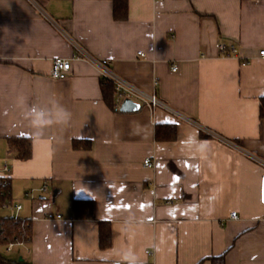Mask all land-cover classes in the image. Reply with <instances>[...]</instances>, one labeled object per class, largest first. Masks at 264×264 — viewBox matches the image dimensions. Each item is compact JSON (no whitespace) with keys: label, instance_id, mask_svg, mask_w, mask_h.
<instances>
[{"label":"crops","instance_id":"obj_1","mask_svg":"<svg viewBox=\"0 0 264 264\" xmlns=\"http://www.w3.org/2000/svg\"><path fill=\"white\" fill-rule=\"evenodd\" d=\"M112 3L0 0V174L6 165L11 204L21 206L0 217L31 221L30 241L1 248L3 257L209 264L224 253L225 264H264V0H127L123 20ZM221 43L237 55L221 56ZM74 44L162 104L109 107L98 67L74 58ZM57 57L71 62L63 79L49 75ZM21 100L46 113L55 101L70 120L32 129ZM167 123L176 138L155 140ZM24 137L31 156L21 160L8 140ZM75 199L92 201L91 217H72ZM100 221L111 229L106 248Z\"/></svg>","mask_w":264,"mask_h":264},{"label":"trees","instance_id":"obj_2","mask_svg":"<svg viewBox=\"0 0 264 264\" xmlns=\"http://www.w3.org/2000/svg\"><path fill=\"white\" fill-rule=\"evenodd\" d=\"M112 15L116 20H123L127 17V0H113ZM102 97L105 103L114 107V86L111 81L100 80ZM259 117H264V97L259 99ZM203 136V135H202ZM154 138L158 141H171L176 138V125L172 123L156 124ZM74 148L89 146L88 142L73 141ZM8 145L15 151L17 158L26 160L31 156V140L27 137L13 138L8 140ZM0 201L11 202L9 178L6 185L1 184L0 179ZM93 204L90 199H75L71 203L73 218H89L92 216ZM98 245L106 248L111 243V229L108 222H98ZM31 239V221L16 216L0 217V250L1 248L17 243H26ZM209 264H225V254L205 258ZM1 264H28L24 260L9 261L3 257L0 251Z\"/></svg>","mask_w":264,"mask_h":264},{"label":"built area","instance_id":"obj_3","mask_svg":"<svg viewBox=\"0 0 264 264\" xmlns=\"http://www.w3.org/2000/svg\"><path fill=\"white\" fill-rule=\"evenodd\" d=\"M74 50L75 53L73 55L76 59H82L85 61H89L96 65L99 69L100 75L102 76V79L111 81L114 86V92H115V100H114V110L118 111L119 107L122 103V101L125 98H130L139 104L141 102L149 104L151 107H154L156 105H161L162 103L155 97L154 94L148 95L140 91L139 89L133 87L123 79L116 76L111 69L108 67V61L106 59H95L90 54L86 52L81 46L74 44ZM218 52L221 56L229 57V56H236L237 55V49L232 45H225L223 43L218 45ZM259 55L264 57V49L259 50ZM138 55L142 56L143 53L141 51H138ZM172 70H176V66H172ZM71 71V62L70 59L60 58L57 57L53 59L51 69L49 72V75L53 79H63L65 78ZM143 164L147 167H151L152 163L149 159H145L143 161ZM9 178V168L4 165L1 168V184L6 185L8 183ZM40 190H45V185L40 188ZM13 207L15 211L17 212L20 209L19 204L12 205L11 202H2L0 201V207L7 208V207ZM231 218H237V215L235 212L230 213Z\"/></svg>","mask_w":264,"mask_h":264},{"label":"clouds","instance_id":"obj_4","mask_svg":"<svg viewBox=\"0 0 264 264\" xmlns=\"http://www.w3.org/2000/svg\"><path fill=\"white\" fill-rule=\"evenodd\" d=\"M20 105L22 108V116L24 119H28L30 121V127L32 129H43L53 124L65 125L71 117V113L55 101L52 102V109L50 113L39 110L35 104L29 106L25 100H21ZM35 134L42 135L41 132H37ZM198 146L201 150H205L206 148L205 142H199ZM128 264H137V261L130 259Z\"/></svg>","mask_w":264,"mask_h":264},{"label":"water","instance_id":"obj_5","mask_svg":"<svg viewBox=\"0 0 264 264\" xmlns=\"http://www.w3.org/2000/svg\"><path fill=\"white\" fill-rule=\"evenodd\" d=\"M140 107V104L130 98H125L120 107L119 111L120 112H132V111H137ZM262 201L264 202V175L262 177ZM21 258H19L20 260Z\"/></svg>","mask_w":264,"mask_h":264},{"label":"rangeland","instance_id":"obj_6","mask_svg":"<svg viewBox=\"0 0 264 264\" xmlns=\"http://www.w3.org/2000/svg\"><path fill=\"white\" fill-rule=\"evenodd\" d=\"M32 194H34V193L32 192ZM0 208H1V207H0ZM14 249H15V248H14ZM4 253H5V252H3V255H4ZM18 258H19V256H17L15 260H17Z\"/></svg>","mask_w":264,"mask_h":264},{"label":"snow or ice","instance_id":"obj_7","mask_svg":"<svg viewBox=\"0 0 264 264\" xmlns=\"http://www.w3.org/2000/svg\"><path fill=\"white\" fill-rule=\"evenodd\" d=\"M174 179H179V177H174Z\"/></svg>","mask_w":264,"mask_h":264}]
</instances>
